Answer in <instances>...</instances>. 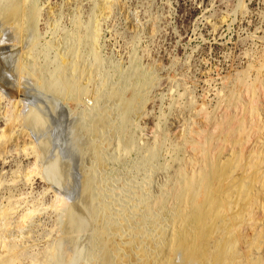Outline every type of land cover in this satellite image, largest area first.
<instances>
[{
  "label": "rangeland",
  "instance_id": "1",
  "mask_svg": "<svg viewBox=\"0 0 264 264\" xmlns=\"http://www.w3.org/2000/svg\"><path fill=\"white\" fill-rule=\"evenodd\" d=\"M15 1L0 0V264H144L138 235L157 247L185 220L264 264V0H32L25 20Z\"/></svg>",
  "mask_w": 264,
  "mask_h": 264
},
{
  "label": "bare ground",
  "instance_id": "2",
  "mask_svg": "<svg viewBox=\"0 0 264 264\" xmlns=\"http://www.w3.org/2000/svg\"><path fill=\"white\" fill-rule=\"evenodd\" d=\"M32 0H16L15 2H13L9 8H14L16 11V16L19 20H25L28 17H30L32 15ZM8 8V10H9ZM4 12V10H3ZM2 12H0L1 14ZM15 16V15H14ZM76 57V56H75ZM79 58V57H76ZM19 71L21 72V70L19 69ZM78 76V75H77ZM68 81V80H66ZM75 81V80H74ZM77 82V81H76ZM69 92L70 94L74 95V93L76 91H78L77 89H75L71 83H69ZM80 91V90H79ZM103 91V90H102ZM81 93V92H80ZM87 93V92H86ZM142 93V92H141ZM79 94V93H78ZM140 94V93H138ZM70 97V96H69ZM138 95L137 93H135V95L132 98H129V108L132 109L134 107H136L135 105L137 104L138 101ZM140 98V97H139ZM42 100V99H41ZM37 101V99L35 100ZM38 102V101H37ZM81 103V102H80ZM79 104V103H78ZM26 110V109H25ZM22 113V112H21ZM125 116V115H124ZM125 118L127 119V116H125ZM129 119V118H128ZM39 122V121H38ZM40 123V122H39ZM38 124V123H37ZM40 125V124H39ZM129 126V123H128ZM42 124L41 127L39 126V136L41 138H44L45 134H44V130H42ZM88 129V128H87ZM128 129V128H127ZM85 132V131H84ZM126 133V132H125ZM44 134V135H43ZM38 136V138H39ZM74 136V135H73ZM78 138V137H77ZM79 139V138H78ZM81 139V138H80ZM128 139V138H127ZM80 142V141H79ZM123 149V148H122ZM81 150V149H80ZM87 180V179H86ZM193 182V179H192ZM87 188V186H85ZM84 194H86L84 192ZM87 195V194H86ZM84 198V196H83ZM85 200V199H84ZM165 200V199H164ZM172 200H175L174 198H172ZM87 202H89L90 200H86ZM91 202V201H90ZM174 202H178V200L174 201ZM57 206L59 207V209H63L65 208V203H63V200L59 199L57 202ZM177 204V203H176ZM188 205H190L189 202H187ZM68 205V204H67ZM167 205V204H166ZM164 204V206H166ZM63 208H60L62 207ZM187 206V205H186ZM159 210V209H158ZM147 211V210H146ZM145 211V212H146ZM166 212V211H165ZM168 212V211H167ZM144 213V212H143ZM164 213V212H163ZM190 215H192V211L190 209V212L188 214V217H190ZM144 217V216H143ZM147 219V218H146ZM184 228L181 232H178L177 235L173 236L170 240H167L165 238L164 239H158L159 242L157 244V247H155L153 245L152 242H149L145 239L144 235L141 233L138 235V241L137 243H148V245H150V249L151 252L150 253V257L147 259V261L144 264H188L190 262H193L191 264H238L235 263L233 261H231L232 256H230V253L234 252V248L232 247L231 249H228L227 251H225L226 253L223 252L222 249V245L224 240H220L219 241V245L220 248H215V245H207L206 240L204 239V233H201L198 235L199 232H197V237H194V229L192 226H190L191 224H189L188 220L184 221ZM206 225V223L204 224ZM112 226V225H111ZM136 229V228H135ZM184 238V239H182ZM181 240L186 241V242H193V240L195 241V243H193V246L189 249L188 252V259H182L179 258L178 260H174L173 259V252L178 250L179 247L182 245ZM155 242V243H157ZM146 245V244H145ZM140 248L142 247L141 245H139ZM139 248V247H138ZM137 248V249H138ZM146 248V247H145ZM144 248V249H145ZM139 250V249H138ZM142 250V248H141ZM143 251V250H142ZM141 251V252H142ZM140 252V251H138ZM145 251H143L144 253ZM130 253V252H129ZM233 254V253H232ZM139 257L142 256V254L138 253L137 254ZM134 256V253H133ZM136 256V255H135ZM144 256V255H143ZM148 256V255H147ZM146 256V257H147ZM136 259H138L137 257H135ZM140 259V258H139ZM138 261V260H137ZM135 262V260L133 261ZM131 263V262H130ZM139 263V262H138ZM45 264H59L58 262H49L47 261ZM106 264V263H104ZM126 264V263H125ZM241 264H254L252 262H244Z\"/></svg>",
  "mask_w": 264,
  "mask_h": 264
}]
</instances>
